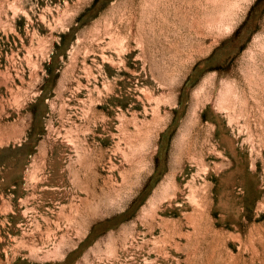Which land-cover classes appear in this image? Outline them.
Here are the masks:
<instances>
[{"label": "rangeland", "instance_id": "1", "mask_svg": "<svg viewBox=\"0 0 264 264\" xmlns=\"http://www.w3.org/2000/svg\"><path fill=\"white\" fill-rule=\"evenodd\" d=\"M0 264H264V0H0Z\"/></svg>", "mask_w": 264, "mask_h": 264}]
</instances>
